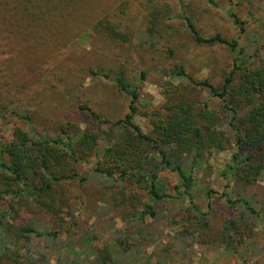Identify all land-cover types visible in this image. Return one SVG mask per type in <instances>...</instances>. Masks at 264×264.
<instances>
[{"label":"rangeland","instance_id":"1","mask_svg":"<svg viewBox=\"0 0 264 264\" xmlns=\"http://www.w3.org/2000/svg\"><path fill=\"white\" fill-rule=\"evenodd\" d=\"M83 1L73 14L72 23L63 25V30L67 28L63 31L66 37L60 44L48 38L37 41L29 29L13 41L4 34L0 36V143L10 142L17 128L30 131V126L19 115L30 117L38 133L50 136L61 134L68 123L86 128L91 123L92 111L114 121L123 118L128 113L129 99L114 82L91 76V69L100 68L112 73L123 70L128 82L137 86L141 101L135 123L144 133H150V118L161 112L166 101L164 84L169 81L172 68L183 66L195 80L215 84L230 68L229 50L220 44L194 41L185 17L193 19L204 37L222 34L233 39L241 36L230 18V13L236 12L249 22L242 43L253 49L264 46V0H214L216 7L207 0H182L183 5L176 0ZM159 8L163 12L158 25L161 35L151 34L148 27ZM102 18L122 23L130 33V41L121 43L95 34L93 25ZM57 30L59 28L52 32ZM261 56L264 58V54ZM143 73L145 79H142ZM191 87L192 84L187 91L183 89L200 109L210 99L209 93L201 89L191 92ZM211 109L218 113L222 109L221 102L214 99ZM230 159V150L206 153L205 163L195 171L194 194L196 204L204 212L211 211L215 231L220 232L229 219L241 224V237L238 236L234 249L213 242L202 244L199 239L181 235L182 224L177 222V213L187 208L188 202L159 205L158 217L147 218L142 223L138 219L143 209L140 201L131 203L119 196L125 204L120 206L110 197L118 193L119 188L110 180L95 179L86 190L75 189L73 215H65L60 221L49 216L32 219L35 206L29 202L23 204L22 216L31 218L42 232L60 234L56 242L51 236L34 237L30 247L35 259L30 262L60 264L68 258L82 264L90 256L84 242L88 233H95L99 240L112 246L122 233L124 237L141 227L146 233L137 235V240L146 238L147 241L143 246H136L137 255L142 256L138 264H264V175L261 181L248 186L225 177ZM92 166L93 161L82 165V169L89 171ZM163 178L174 194L177 177L166 172ZM207 192H212V209H208ZM225 192L233 199L247 200L257 214H252L243 204L231 208L223 197ZM10 247L14 256L18 252L21 256L27 254L25 242H21L19 248ZM118 250V247L113 248L115 253ZM0 264L26 263L0 260Z\"/></svg>","mask_w":264,"mask_h":264},{"label":"trees","instance_id":"2","mask_svg":"<svg viewBox=\"0 0 264 264\" xmlns=\"http://www.w3.org/2000/svg\"><path fill=\"white\" fill-rule=\"evenodd\" d=\"M82 1L0 0V36L4 34L13 41L29 29L37 41L48 38L60 44L66 37L63 31L67 28L63 30V25L72 23L73 14L78 12ZM176 1L183 5L182 0ZM207 1L217 6L214 0ZM159 10L150 21L148 31L151 34L161 35L158 25L163 12L161 8ZM230 18L241 35L239 38L227 39L222 34L204 37L193 19L185 17L194 41L220 44L229 50L230 68L218 84L195 80L183 66L172 68L170 79L164 84L166 101L161 112L150 118L152 129L148 134L135 123L141 96L137 86L128 82L123 70L116 73L104 68L90 70L91 76L114 82L117 89L128 97V113L123 118L114 121L92 111L91 123L86 128L68 123L61 129V134L50 136L38 133L32 127L30 117L19 115L30 126V131L17 128L10 142L0 143V260L27 264L35 259L30 247L34 237L51 236L56 242L60 235L42 232L35 222L30 221L31 218L22 216L20 208L23 204L29 202L35 206L32 219L49 216L60 221L65 215H73L75 189L84 191L95 179L110 180L119 188L120 191L110 197L120 206L124 202L119 196L131 203L140 201L143 209L138 219L142 223L147 218L158 217L159 205L188 202L187 208L177 213V222L182 224L181 235L199 239L202 244L213 242L234 249L238 236L241 237V224L229 219L220 232L215 231L211 225V211L204 212L196 204L194 194L195 171L205 163L206 153L213 150L231 151L230 162L223 174L225 177L230 176L248 186L261 181L264 175V58L261 56L264 46L253 49L242 43L249 22L236 12H231ZM52 27L59 30L52 32ZM36 31L40 33L36 34ZM93 31L121 43L131 39L122 23L106 18L98 20ZM141 76L145 79L144 73ZM191 84V92L201 89L209 93L210 99L200 109L185 92ZM214 99L222 104L218 113L211 111ZM84 109L90 110L88 107ZM91 161V170L84 172L82 165ZM166 172L177 177L174 194L163 178ZM206 195L208 209H212V192ZM223 197L231 208L243 204L252 214H257L247 200L233 199L227 192ZM143 233L146 231L141 227L124 237L122 233L112 246L99 240L95 233H88L84 242L90 256L82 264H138L142 256L140 253L138 256L136 250L147 239L139 241L136 236ZM21 242L28 245L27 254L21 256L18 252L14 256L10 246L19 248ZM114 247L119 248L118 252H113ZM37 261L40 262L30 263L38 264ZM60 264L75 263L67 258Z\"/></svg>","mask_w":264,"mask_h":264},{"label":"bare ground","instance_id":"3","mask_svg":"<svg viewBox=\"0 0 264 264\" xmlns=\"http://www.w3.org/2000/svg\"><path fill=\"white\" fill-rule=\"evenodd\" d=\"M84 2V1H83Z\"/></svg>","mask_w":264,"mask_h":264}]
</instances>
